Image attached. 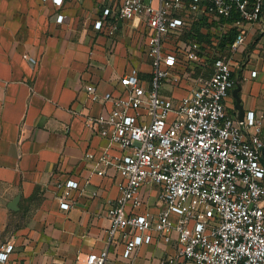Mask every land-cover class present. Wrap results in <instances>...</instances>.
Here are the masks:
<instances>
[{
	"label": "built area",
	"instance_id": "2783aa9c",
	"mask_svg": "<svg viewBox=\"0 0 264 264\" xmlns=\"http://www.w3.org/2000/svg\"><path fill=\"white\" fill-rule=\"evenodd\" d=\"M99 3L98 30L114 34L118 21L143 18L149 31L146 74L132 66L117 91L86 86L91 101L102 105L86 124L108 144L84 158L91 174L121 175L119 196L108 200L110 241L120 237L124 257L131 259L153 232L168 244L176 234V252L163 264H264L263 124L253 111L241 120L226 106L236 86L227 55L245 45L249 24H264V0ZM201 22L209 40L182 37ZM199 70L209 71L205 80L192 76ZM56 185L60 207L70 209L73 191H83L80 181ZM145 186L159 187L156 213L140 212ZM13 250V244L1 245L0 262ZM88 264H110L108 248L90 254Z\"/></svg>",
	"mask_w": 264,
	"mask_h": 264
},
{
	"label": "crops",
	"instance_id": "0c3cea01",
	"mask_svg": "<svg viewBox=\"0 0 264 264\" xmlns=\"http://www.w3.org/2000/svg\"><path fill=\"white\" fill-rule=\"evenodd\" d=\"M100 16L99 0H0V229L2 245H14L0 264H88L90 254L107 248L110 264H163L176 252V234L168 244L153 232L131 259L120 237L109 239L108 200L119 196L121 175L91 174L84 158L108 144L86 124L102 110L86 86L117 91L134 66L128 35L146 24L118 21L110 34L95 28ZM263 44L264 24H249L245 45L227 55L236 86L226 106L239 116V97L244 117L253 111L262 120L264 140ZM146 48L143 74L150 69ZM67 179L80 181L83 191H73L72 207L64 210L56 184ZM143 194L140 212L156 213L159 187L145 186Z\"/></svg>",
	"mask_w": 264,
	"mask_h": 264
},
{
	"label": "rangeland",
	"instance_id": "374dc122",
	"mask_svg": "<svg viewBox=\"0 0 264 264\" xmlns=\"http://www.w3.org/2000/svg\"><path fill=\"white\" fill-rule=\"evenodd\" d=\"M148 36H149V31L146 27H143L141 31L132 30L128 35L127 46L131 55V64L134 66H138L142 69L147 68V59L144 55V50ZM210 36L211 35L205 36L203 39H209ZM174 39H177V37H174ZM208 75H209L208 70H205L204 72L199 70L192 74L194 78H197V81L205 80L208 77ZM3 236H4V232L2 229H0V247L2 245V242L4 241Z\"/></svg>",
	"mask_w": 264,
	"mask_h": 264
},
{
	"label": "trees",
	"instance_id": "16d2710c",
	"mask_svg": "<svg viewBox=\"0 0 264 264\" xmlns=\"http://www.w3.org/2000/svg\"><path fill=\"white\" fill-rule=\"evenodd\" d=\"M203 25H205V23H197L196 25H195V27L193 28V30H191L190 32H188V33H184L183 35H182V37H184V38H186V37H189V36H196L198 39H200V40H203V38L205 37V36H208L209 34H205V33H203L202 31H201V27L203 26ZM236 35H237V32L236 31H233L231 34H230V37H229V42H233L234 41V39L236 38ZM225 45V42H222L221 44H220V46H224Z\"/></svg>",
	"mask_w": 264,
	"mask_h": 264
},
{
	"label": "water",
	"instance_id": "95a60500",
	"mask_svg": "<svg viewBox=\"0 0 264 264\" xmlns=\"http://www.w3.org/2000/svg\"><path fill=\"white\" fill-rule=\"evenodd\" d=\"M237 109L239 110V117L242 120L244 118L245 110L243 109V106L241 105V100L239 97L237 100Z\"/></svg>",
	"mask_w": 264,
	"mask_h": 264
}]
</instances>
